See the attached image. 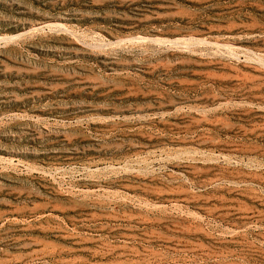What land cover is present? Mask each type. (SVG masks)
Returning <instances> with one entry per match:
<instances>
[{
	"label": "rangeland",
	"instance_id": "obj_1",
	"mask_svg": "<svg viewBox=\"0 0 264 264\" xmlns=\"http://www.w3.org/2000/svg\"><path fill=\"white\" fill-rule=\"evenodd\" d=\"M264 264V0H0V264Z\"/></svg>",
	"mask_w": 264,
	"mask_h": 264
},
{
	"label": "bare ground",
	"instance_id": "obj_2",
	"mask_svg": "<svg viewBox=\"0 0 264 264\" xmlns=\"http://www.w3.org/2000/svg\"><path fill=\"white\" fill-rule=\"evenodd\" d=\"M106 264V263H105ZM113 264V263H112ZM115 264V263H114Z\"/></svg>",
	"mask_w": 264,
	"mask_h": 264
}]
</instances>
